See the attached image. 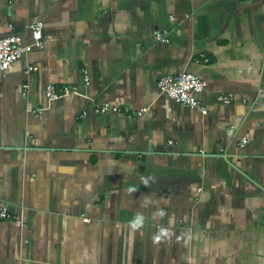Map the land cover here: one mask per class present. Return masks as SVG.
<instances>
[{"label":"crops","instance_id":"1","mask_svg":"<svg viewBox=\"0 0 264 264\" xmlns=\"http://www.w3.org/2000/svg\"><path fill=\"white\" fill-rule=\"evenodd\" d=\"M37 21L0 72V264H264V0H0V37Z\"/></svg>","mask_w":264,"mask_h":264},{"label":"built area","instance_id":"2","mask_svg":"<svg viewBox=\"0 0 264 264\" xmlns=\"http://www.w3.org/2000/svg\"><path fill=\"white\" fill-rule=\"evenodd\" d=\"M31 32V42L25 43L20 35L8 34L0 37V72L4 73L8 70L17 60L31 52L34 48H42L45 43L44 26L40 21L34 22L29 25ZM155 40L162 43H168L169 39L161 33L155 35ZM34 69L33 66H28L25 71L29 74ZM85 84H88V77L84 76ZM25 87V86H24ZM158 87L160 91L173 99L174 101L190 107L197 108L202 114L206 113L205 107L198 100V94L206 88V81L198 78L196 75L189 72H181L175 75L162 76L158 80ZM77 91L76 85L63 84L60 87L55 83H48L44 88V95L48 100H57L61 96H67ZM218 100L228 103L229 96H218ZM93 111L98 113L114 112L140 115L147 112L146 108L140 110H132L128 107H121L114 102H105L93 106ZM38 112V111H37ZM85 114V112L83 113ZM246 142V138L242 139V144ZM202 155L203 150L199 151ZM0 218L2 220H15L16 217L11 214L7 206L0 208ZM17 223H20L17 221Z\"/></svg>","mask_w":264,"mask_h":264}]
</instances>
